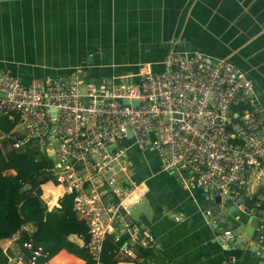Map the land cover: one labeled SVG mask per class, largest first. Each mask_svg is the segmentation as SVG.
I'll use <instances>...</instances> for the list:
<instances>
[{
  "label": "built area",
  "instance_id": "built-area-1",
  "mask_svg": "<svg viewBox=\"0 0 264 264\" xmlns=\"http://www.w3.org/2000/svg\"><path fill=\"white\" fill-rule=\"evenodd\" d=\"M121 78L92 75L85 62L67 75L27 82L0 68V114L15 118L14 133L4 135L13 147L34 144L52 159L46 171L58 190L41 191L46 209L60 207L62 196L73 193L72 209L87 228L93 259L106 234H126L117 249L124 255L151 246V232L127 211L146 190L127 154L137 144L155 149L160 168L183 186L234 204L231 223L219 224L224 219L207 208L202 212L218 224L226 247L246 246L264 264V107L250 73L226 57L169 47L158 66L145 61L133 79ZM39 252L40 246L33 249Z\"/></svg>",
  "mask_w": 264,
  "mask_h": 264
},
{
  "label": "crops",
  "instance_id": "crops-1",
  "mask_svg": "<svg viewBox=\"0 0 264 264\" xmlns=\"http://www.w3.org/2000/svg\"><path fill=\"white\" fill-rule=\"evenodd\" d=\"M181 43L187 46L178 48ZM169 47L197 48L233 61L250 73L264 107V0H0V68L22 82L42 75H67L82 62L90 69L91 59L94 68L108 72L97 76L121 75L130 80L139 66L131 72L127 67L133 61H124L123 56L128 58L136 52L147 59L144 61L158 66ZM159 53L161 56L156 57ZM13 129L14 125L7 133ZM4 134L0 130V138ZM128 157L134 175L139 174L136 180L147 189L146 176L154 189V194L147 192L135 217L128 210L135 203L127 207L133 221L142 228L148 227L154 238L148 246L154 249L148 262L224 264L236 260L234 254L226 255L214 240L211 217L207 219L202 212V208H207L202 200L208 199L202 190L204 199L198 196V187L190 190L173 173L162 170L160 158L138 165L143 168V177L132 165L129 154ZM40 187L43 194L47 189L58 190L49 179ZM22 228L30 231L33 225L26 223ZM18 235L16 230L0 240L7 264H35L17 255ZM68 238L82 244L74 234ZM237 247L253 256L246 246ZM115 256V264H132L139 255L132 250L131 255L117 251ZM45 262L81 264L83 259L60 249ZM254 264H259L256 258Z\"/></svg>",
  "mask_w": 264,
  "mask_h": 264
},
{
  "label": "trees",
  "instance_id": "trees-1",
  "mask_svg": "<svg viewBox=\"0 0 264 264\" xmlns=\"http://www.w3.org/2000/svg\"><path fill=\"white\" fill-rule=\"evenodd\" d=\"M15 118L0 114V130L7 133L13 127ZM52 164V159L41 152L34 144L23 148L12 146V138H0V240L10 237L19 230L17 252L25 258H30L35 264L45 262L60 249L75 254L83 259L81 264H115V252L126 238L122 234L114 239L106 234L100 244L96 259H93L87 248L89 234L72 209L73 193L62 196L60 207L47 210L41 199L40 184L50 178L46 168ZM12 169L13 172H7ZM31 223L33 229L28 231L22 225ZM75 233L81 236L82 244L70 240L68 235ZM29 242V246L24 245ZM40 246L38 254L33 249ZM141 261L132 264H147L148 258L154 254V249L148 246L135 247ZM8 257L0 247V264H7Z\"/></svg>",
  "mask_w": 264,
  "mask_h": 264
},
{
  "label": "rangeland",
  "instance_id": "rangeland-1",
  "mask_svg": "<svg viewBox=\"0 0 264 264\" xmlns=\"http://www.w3.org/2000/svg\"><path fill=\"white\" fill-rule=\"evenodd\" d=\"M185 46H187L185 43H181L178 45V48L183 49ZM162 53L156 54V57H160ZM124 61L128 60V61H133L132 64L130 66L127 67L128 70H130L131 72H134L137 70V67L139 65H137V62L143 63L145 62L144 60H147L146 58L140 57L139 54H137L136 52L133 54H129L128 58H125L123 56L122 58ZM110 61V59H108ZM90 61V60H88ZM93 63V59H91V63H90V69L89 72L92 75H103V74H108V72L106 70L100 71L101 68H94V66L96 65H92ZM74 75V73H72ZM77 76L79 77H83L84 79H86V76H83L82 73H78ZM118 80H122L118 79ZM86 84H88V80L85 81ZM80 88H84V85L81 84ZM127 152L132 160V165L134 166L135 169L139 170L142 174V176L144 177L145 174L143 172V168L139 167L138 165H146L152 162H155L159 159L158 156V152L155 149H141L138 147L137 144H132L127 148ZM145 178V183L147 185V189L144 192V194L142 195V197L140 198L138 203H135L132 207H130L128 210L130 211L131 209V214L135 217L137 212L139 211V209L144 205L145 201H146V194L147 192L150 190L152 192V194H154V189L153 187L150 185V183L148 182V180ZM196 192L198 193V196H200L202 199H204V196L201 195V189L197 188ZM202 203L204 204L205 207H207L212 215H214L215 217H221L224 219L225 222L231 223L234 221V216L235 213L234 212H229L227 209V204L226 203H217L214 202L211 199H207V200H202ZM141 205V207H140ZM149 209V208H148ZM148 228V227H146ZM236 250H233L231 248L225 249L226 251V255L228 254H234L236 257V260H230V262H224V264H254L255 258L253 256H250L249 253L244 249V248H238L236 246V248H234ZM233 250V251H232ZM241 253V257L240 254ZM229 256V255H228ZM238 258H240L238 260ZM257 260V258H256Z\"/></svg>",
  "mask_w": 264,
  "mask_h": 264
},
{
  "label": "water",
  "instance_id": "water-1",
  "mask_svg": "<svg viewBox=\"0 0 264 264\" xmlns=\"http://www.w3.org/2000/svg\"><path fill=\"white\" fill-rule=\"evenodd\" d=\"M90 58H91V53L88 54L87 60H90ZM122 102L127 103V102H128L127 98H122ZM133 102H134V100H133ZM134 178H135V179H138V178H139V174L136 173V174L134 175ZM206 197H207V196H206ZM218 200H219V198H218V196L216 195V196L214 197L213 201L218 203ZM234 209H235V205H234V204H231V205L228 207L227 210L230 212V211H232V210H234ZM206 218L208 219L209 216L206 215ZM241 220H243L242 217H241ZM221 223H224V224H225V223H227V222L219 221V224H221ZM217 225H218V224H212V228L214 229V232H215L214 240L218 241V243L220 244V247L222 248L221 250H225V249H227L228 247H229V248L232 247L233 244H231V243L229 244L228 247H226L225 244H223V243L221 242L220 237H219V233H218L219 228H217ZM240 230H241V227H238V228L235 229V232L237 233V232L240 231ZM244 230H245L246 232H249V231L251 230V224H250L249 222L246 223V225H245V227H244Z\"/></svg>",
  "mask_w": 264,
  "mask_h": 264
}]
</instances>
